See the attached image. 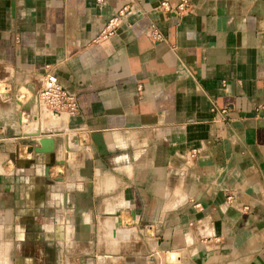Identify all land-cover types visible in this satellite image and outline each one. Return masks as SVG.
I'll return each instance as SVG.
<instances>
[{
  "label": "crops",
  "instance_id": "crops-1",
  "mask_svg": "<svg viewBox=\"0 0 264 264\" xmlns=\"http://www.w3.org/2000/svg\"><path fill=\"white\" fill-rule=\"evenodd\" d=\"M160 1L0 0V264H264V0Z\"/></svg>",
  "mask_w": 264,
  "mask_h": 264
},
{
  "label": "built area",
  "instance_id": "built-area-1",
  "mask_svg": "<svg viewBox=\"0 0 264 264\" xmlns=\"http://www.w3.org/2000/svg\"><path fill=\"white\" fill-rule=\"evenodd\" d=\"M102 0H96V2H101ZM157 7L170 9L175 12L181 13L189 11L191 7L190 0H177V2L172 6L168 4L167 1L161 0ZM131 6L127 3L122 4L116 12L108 18L105 22L103 28L99 32V36L104 37L110 34L113 29L116 27L117 23L121 16L129 12ZM149 35L152 37H160V33L155 28L151 26ZM37 100L40 107L50 112L58 113L63 112L66 114H75L77 112V104L75 96L66 91L63 86L59 83L56 75L51 71H45L41 78V86L37 92ZM221 112H225V109H220ZM197 152L196 148H190L187 152L189 157L195 156ZM226 200H231V194L226 195ZM170 252V251H169ZM167 253V256L169 254ZM171 257V256H170ZM176 256H173V258ZM174 262V260H170Z\"/></svg>",
  "mask_w": 264,
  "mask_h": 264
},
{
  "label": "water",
  "instance_id": "water-1",
  "mask_svg": "<svg viewBox=\"0 0 264 264\" xmlns=\"http://www.w3.org/2000/svg\"><path fill=\"white\" fill-rule=\"evenodd\" d=\"M25 134H29V135H37V134H39V132L38 131H36V132H27V133H25ZM37 141L42 145V144H44V143H49V146H46V148H43V147H38V148H34L35 150H51L52 149V138H45V137H39L38 139H37ZM33 142H35V141H33Z\"/></svg>",
  "mask_w": 264,
  "mask_h": 264
}]
</instances>
